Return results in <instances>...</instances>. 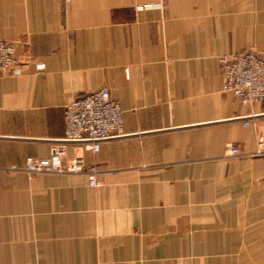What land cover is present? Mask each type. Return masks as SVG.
Masks as SVG:
<instances>
[{
	"label": "crops",
	"instance_id": "crops-1",
	"mask_svg": "<svg viewBox=\"0 0 264 264\" xmlns=\"http://www.w3.org/2000/svg\"><path fill=\"white\" fill-rule=\"evenodd\" d=\"M0 40L17 61L0 76V264H264V157L225 155L254 152L264 108L224 92L219 63L264 60V0H0ZM100 89L125 135L65 159L97 186L23 172Z\"/></svg>",
	"mask_w": 264,
	"mask_h": 264
},
{
	"label": "built area",
	"instance_id": "built-area-1",
	"mask_svg": "<svg viewBox=\"0 0 264 264\" xmlns=\"http://www.w3.org/2000/svg\"><path fill=\"white\" fill-rule=\"evenodd\" d=\"M222 68V89L232 93L243 105H260L264 108V60L254 51L237 56L219 58ZM17 66L15 47L11 42L0 40V76ZM39 69L42 66H37ZM123 111L118 101L111 99L107 89L85 94L64 107V131L61 140L51 148L48 158L25 160L23 172L35 174H80L88 177L89 186L96 187L93 168L85 166L81 158L65 160L68 146H88L98 152L102 142L123 137ZM243 127L247 118L240 119ZM227 157H264V136L256 141L252 153H242L236 144L225 147ZM13 171H18L12 168Z\"/></svg>",
	"mask_w": 264,
	"mask_h": 264
}]
</instances>
